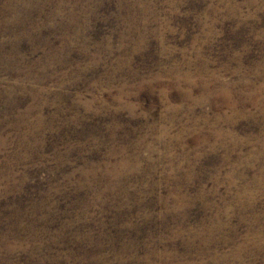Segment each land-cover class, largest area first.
<instances>
[{"label": "rangeland", "instance_id": "rangeland-1", "mask_svg": "<svg viewBox=\"0 0 264 264\" xmlns=\"http://www.w3.org/2000/svg\"><path fill=\"white\" fill-rule=\"evenodd\" d=\"M0 264H264V0H0Z\"/></svg>", "mask_w": 264, "mask_h": 264}, {"label": "bare ground", "instance_id": "bare-ground-1", "mask_svg": "<svg viewBox=\"0 0 264 264\" xmlns=\"http://www.w3.org/2000/svg\"><path fill=\"white\" fill-rule=\"evenodd\" d=\"M189 92V91H188ZM218 129V128H217Z\"/></svg>", "mask_w": 264, "mask_h": 264}]
</instances>
